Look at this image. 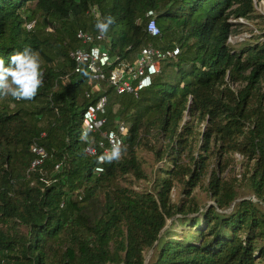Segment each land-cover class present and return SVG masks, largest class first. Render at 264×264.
I'll return each instance as SVG.
<instances>
[{
    "label": "trees",
    "instance_id": "trees-1",
    "mask_svg": "<svg viewBox=\"0 0 264 264\" xmlns=\"http://www.w3.org/2000/svg\"><path fill=\"white\" fill-rule=\"evenodd\" d=\"M260 1L0 0L6 66L32 47L45 71L35 99L0 96V264H264V33L227 42L241 32L236 19L262 17ZM148 10L159 35L146 30ZM109 15L100 44L113 64H134L146 45L179 49L136 94L106 81L93 89L85 66L74 71L76 32ZM103 95L101 128L125 123L127 150L96 173L80 125ZM33 145L47 155L31 168ZM142 152L158 164L151 177ZM232 153L238 184L222 175ZM131 175L149 185L135 188ZM206 177L212 204L200 207L193 190Z\"/></svg>",
    "mask_w": 264,
    "mask_h": 264
},
{
    "label": "built area",
    "instance_id": "built-area-1",
    "mask_svg": "<svg viewBox=\"0 0 264 264\" xmlns=\"http://www.w3.org/2000/svg\"><path fill=\"white\" fill-rule=\"evenodd\" d=\"M146 30L151 36L159 35L160 31L155 20L153 10H148ZM242 20V18H238ZM30 26V25H28ZM76 38L81 42V46L69 52L74 61V71H80L82 66L88 70L96 81L93 89H98L101 81H106L114 88L117 94L133 93L151 85L154 75L160 68V62L174 57L178 54V47L161 48L146 45L140 49L138 57L134 64L117 62L112 59L106 48L101 46L100 41L104 39L99 30L89 32L79 29L76 32ZM243 41L239 34L229 35L227 42L237 44ZM89 96V93L86 94ZM106 96H100L95 102L89 103L83 110L81 116L80 131L91 126L93 131L89 133V141L86 142L85 152L95 157L96 165L94 171L100 173L104 170V163H97V158L106 150L110 149L112 144H123V138L128 131L125 123L119 122L115 127L102 129L105 119L102 117L105 112ZM35 157L31 162V168L39 166L46 157V150L38 145L31 147ZM58 165H56V168Z\"/></svg>",
    "mask_w": 264,
    "mask_h": 264
},
{
    "label": "clouds",
    "instance_id": "clouds-1",
    "mask_svg": "<svg viewBox=\"0 0 264 264\" xmlns=\"http://www.w3.org/2000/svg\"><path fill=\"white\" fill-rule=\"evenodd\" d=\"M115 22L111 15L103 20L98 19L96 28L101 35H105L109 27ZM10 62L6 66L5 59L0 56V96H11L14 100H33L44 86L45 71L42 68L43 58L38 50L32 47H24L10 55ZM85 76L87 71L83 70ZM93 131L91 126L81 132L80 139L89 141V133ZM126 146L120 143L112 144L98 158L97 163L111 164L119 161L126 152Z\"/></svg>",
    "mask_w": 264,
    "mask_h": 264
},
{
    "label": "rangeland",
    "instance_id": "rangeland-1",
    "mask_svg": "<svg viewBox=\"0 0 264 264\" xmlns=\"http://www.w3.org/2000/svg\"><path fill=\"white\" fill-rule=\"evenodd\" d=\"M256 10H257V13H260L262 17H258L254 20L236 19L238 22L243 24L239 28V31H241V32L238 33L243 38V41L247 40V39L255 38V36H259L262 33H264V0H261L259 3H256ZM231 45H234V44H231ZM141 155L143 157V160L145 161L143 164L145 173L148 177H151V172H152L151 168L156 167L158 164L154 161V158L151 155V153L142 152ZM230 156L233 158L232 166L227 167V170H225L222 175H224L226 177H235V181L238 184L239 183L238 179L240 178V175H241L240 171L242 169L241 168L242 167V164H241L242 158L238 153H232ZM214 165L215 164L212 163L211 167H214ZM230 167H233V171L228 172V169ZM127 180H129L127 182H130L135 188L147 187L149 185L148 181L136 179L133 175L129 176V178H127ZM207 182H208V177L204 178L203 181L200 183V185H198L193 190V195L197 199V202L200 205V207H203L204 205H207V204H212V201L208 197L207 190H206L207 189ZM239 196H245V198L246 197L253 198V196L250 194V192L247 189H245V187L242 185L239 186ZM171 197L174 201L178 200V198H179L178 187L172 188ZM253 199H255V198H253ZM230 209L231 208L226 209V210H224V212H229ZM175 231L180 233L181 227L176 228ZM149 255H150V252L147 255V259H148Z\"/></svg>",
    "mask_w": 264,
    "mask_h": 264
},
{
    "label": "water",
    "instance_id": "water-1",
    "mask_svg": "<svg viewBox=\"0 0 264 264\" xmlns=\"http://www.w3.org/2000/svg\"><path fill=\"white\" fill-rule=\"evenodd\" d=\"M250 198H251V197H250ZM251 199H253V198H251ZM253 200L257 201L256 199H253Z\"/></svg>",
    "mask_w": 264,
    "mask_h": 264
}]
</instances>
